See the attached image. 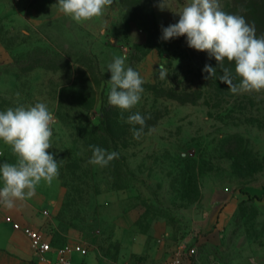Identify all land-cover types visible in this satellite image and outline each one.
<instances>
[{"label": "rangeland", "instance_id": "obj_1", "mask_svg": "<svg viewBox=\"0 0 264 264\" xmlns=\"http://www.w3.org/2000/svg\"><path fill=\"white\" fill-rule=\"evenodd\" d=\"M248 1L259 11L245 8ZM190 2L166 0L161 10L159 0H113L103 16L78 24L58 0H0V41L9 55L0 60V111L43 102L54 114L48 151L60 163L55 181L65 188L58 244L89 247L74 264L145 261L122 254L139 234L149 248H183L187 264H264V91L231 93L214 57L193 52L180 37L161 38L162 27L178 22ZM219 4L264 36V0ZM116 56H126L125 67L144 80L131 113L145 117L146 126L133 138L131 129L140 126L126 122L129 112L122 120L115 107L112 147L119 158L101 167L88 163L89 145L105 149L101 115L110 91L107 65ZM206 64L216 69L209 80ZM223 66L234 73V63ZM91 122L98 132H88ZM0 152V164L15 162L2 141ZM130 210L140 217L121 225L117 214Z\"/></svg>", "mask_w": 264, "mask_h": 264}, {"label": "clouds", "instance_id": "obj_2", "mask_svg": "<svg viewBox=\"0 0 264 264\" xmlns=\"http://www.w3.org/2000/svg\"><path fill=\"white\" fill-rule=\"evenodd\" d=\"M113 0H58V8L76 23H83L103 16ZM158 7L167 8L166 0H159ZM179 20L162 27V39L186 36L188 47L207 52L218 62L223 75L219 80L228 85L233 94L259 93L264 91V36L257 37L254 25L244 16L229 14L220 7L219 0H191L178 14ZM126 56H116L107 65L111 77L108 102L124 113L135 108L144 92V80L132 67H125ZM234 63V73L224 67V62ZM206 80L216 75L210 65L203 68ZM164 65L159 67V78L167 77ZM238 79V83L234 80ZM150 119L151 117H147ZM133 138L139 139L144 132L146 119L139 112L127 116ZM54 114L47 104L37 102L33 106H17L0 111V141L11 149L15 162L0 164V204L13 208L16 201L32 198L41 182L51 185L59 176L60 163L48 150L52 148ZM152 129H149L151 132ZM92 156L88 163L108 166L119 158L116 151L89 145ZM0 155H3L0 152Z\"/></svg>", "mask_w": 264, "mask_h": 264}, {"label": "crops", "instance_id": "obj_3", "mask_svg": "<svg viewBox=\"0 0 264 264\" xmlns=\"http://www.w3.org/2000/svg\"><path fill=\"white\" fill-rule=\"evenodd\" d=\"M2 51L5 52V55L0 53V60L7 59L9 55L6 54V50L0 41V52ZM45 185L44 182H41L32 198L16 201L11 209L0 204V264H41L34 252L30 238L22 231L14 229L12 224L5 220V217L11 215L22 224L50 231L53 238L59 226L58 213L63 206L65 188L59 181L55 180L51 185ZM45 210L48 211V214L44 213ZM116 217H120L118 221L121 225H129L135 223L134 221L140 217V213L136 210L122 211ZM146 236L139 234L129 238V241L124 244L127 250L122 254L125 257H138L145 261H161L176 253L164 252L162 250L163 242L157 243L155 249L149 248ZM67 243H71V241ZM95 254L100 255L98 248H96Z\"/></svg>", "mask_w": 264, "mask_h": 264}, {"label": "built area", "instance_id": "obj_4", "mask_svg": "<svg viewBox=\"0 0 264 264\" xmlns=\"http://www.w3.org/2000/svg\"><path fill=\"white\" fill-rule=\"evenodd\" d=\"M48 214V211H44ZM5 220L12 224L13 228L22 231L30 240L34 252L41 264H74L76 255H88L89 247L82 243H66L64 245L53 244L52 233L47 230L35 228L28 224L16 221L13 216L7 215ZM183 248L179 249L171 257L161 261H137L124 264H187L183 254ZM189 257L196 254V247L187 249ZM189 260L188 264H191Z\"/></svg>", "mask_w": 264, "mask_h": 264}, {"label": "trees", "instance_id": "obj_5", "mask_svg": "<svg viewBox=\"0 0 264 264\" xmlns=\"http://www.w3.org/2000/svg\"><path fill=\"white\" fill-rule=\"evenodd\" d=\"M245 8H247V9H249V11H253V12L259 11V7L257 5H255L254 3H252V1H248L247 3H245ZM129 12H130V10H129ZM180 38L186 42V36H181ZM186 44H187V42H186ZM191 50L195 53L198 52L192 48H191ZM114 111H115V107L111 106L108 101L105 102V105H103V111H102V115H101V123L103 126H105V150H107L108 152H112L113 150H115L116 152L118 151L116 149H113V147H112V145H113V139H112L113 138L112 137L113 128L119 122L118 118H115L112 116ZM91 124H92L94 129L93 130L89 129V131H88L89 133L93 134V132H98L100 130V128L94 126L92 122H91ZM95 128H98V129L95 131ZM253 198H259L260 199V198H262V196L258 197L257 195H253ZM64 207L65 206H63L58 213L59 226H58V229L55 231L54 236H53V240H52L53 244H55V245H62V244H58L57 239H59L58 237L61 234L60 222H61V217H63V215H64Z\"/></svg>", "mask_w": 264, "mask_h": 264}]
</instances>
